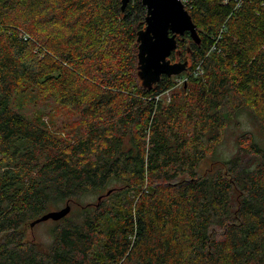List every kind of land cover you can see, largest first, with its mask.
<instances>
[{"label":"trees","instance_id":"trees-1","mask_svg":"<svg viewBox=\"0 0 264 264\" xmlns=\"http://www.w3.org/2000/svg\"><path fill=\"white\" fill-rule=\"evenodd\" d=\"M185 8L186 80L146 89L140 0H0V264H264V0Z\"/></svg>","mask_w":264,"mask_h":264},{"label":"water","instance_id":"water-1","mask_svg":"<svg viewBox=\"0 0 264 264\" xmlns=\"http://www.w3.org/2000/svg\"><path fill=\"white\" fill-rule=\"evenodd\" d=\"M132 0H121V11ZM146 8L145 26L138 30L134 47L138 54V78L143 88L150 89L163 75L171 77L186 71L187 62L170 63L168 57L177 48L176 36L189 33L199 43L196 25L181 0H140ZM69 208L43 215L31 224L59 220Z\"/></svg>","mask_w":264,"mask_h":264},{"label":"rangeland","instance_id":"rangeland-1","mask_svg":"<svg viewBox=\"0 0 264 264\" xmlns=\"http://www.w3.org/2000/svg\"><path fill=\"white\" fill-rule=\"evenodd\" d=\"M182 3H187L188 0H181ZM143 28L145 26V23H143ZM138 32V31H137ZM136 43V42H135ZM135 48V47H134ZM132 52L133 55L136 56V61H135V72H136V76H137V80H139L140 84H141V81L140 79L138 78V58H137V54H138V51L137 49H132L130 51V53ZM188 68H186V71H187ZM185 71V72H186ZM185 72L183 73H180L178 75H174V76H171L172 78V81L174 82L173 84V88L171 90H178V88H180V85H182L184 82H185ZM170 91L160 95L159 99L162 98V100L164 102H167L169 99H170ZM51 107H55V105H52L51 103L49 105H46L44 110L45 111H50L52 110ZM26 111L28 112L29 115H35V111L33 108H27ZM58 119V120H57ZM56 121H57V124H61V123H64V122H67V117H66V114L64 112H61L60 110L57 112V116H56ZM238 124H234L231 129H230V132L234 131L235 133L238 131L237 129H240L241 127H247V128H251V123L250 121L246 118V116L244 114H241L240 116V119H238ZM228 132L224 138V142L223 144L217 149V152H216V156H215V159L216 160H225L227 159L231 154H227V153H230V151L233 150L234 148V134ZM210 164V161L209 159H206L205 161H203V163L201 164L200 166V172L201 173H204L208 168H209V165ZM54 221L49 219V220H46V221H43V222H40L38 224H35L34 226H27L25 228V235H26V240H29V241H34L36 243H39L41 245H48L51 241V237H50V228L52 227Z\"/></svg>","mask_w":264,"mask_h":264},{"label":"flooded vegetation","instance_id":"flooded-vegetation-1","mask_svg":"<svg viewBox=\"0 0 264 264\" xmlns=\"http://www.w3.org/2000/svg\"><path fill=\"white\" fill-rule=\"evenodd\" d=\"M185 35H186V33H184L183 35L176 36V40H178V38H181L182 36L184 37ZM187 57L188 56H186V55L185 56L181 55V52L176 48L175 51L171 52V54L168 57V59L170 60L169 61L170 63H184V62H187L186 68H188L189 67V61H188Z\"/></svg>","mask_w":264,"mask_h":264},{"label":"built area","instance_id":"built-area-1","mask_svg":"<svg viewBox=\"0 0 264 264\" xmlns=\"http://www.w3.org/2000/svg\"><path fill=\"white\" fill-rule=\"evenodd\" d=\"M182 2V1H181ZM221 2L223 4H228V3H232L235 5V8L239 7L241 5V3L243 2V0H221ZM185 6V2L183 3ZM186 9V8H185Z\"/></svg>","mask_w":264,"mask_h":264}]
</instances>
